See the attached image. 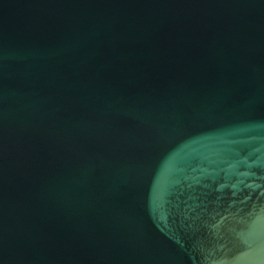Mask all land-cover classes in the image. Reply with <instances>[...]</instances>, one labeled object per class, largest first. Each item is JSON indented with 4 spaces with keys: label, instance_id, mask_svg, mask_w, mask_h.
<instances>
[{
    "label": "water",
    "instance_id": "water-1",
    "mask_svg": "<svg viewBox=\"0 0 264 264\" xmlns=\"http://www.w3.org/2000/svg\"><path fill=\"white\" fill-rule=\"evenodd\" d=\"M0 264H264V0H0Z\"/></svg>",
    "mask_w": 264,
    "mask_h": 264
}]
</instances>
